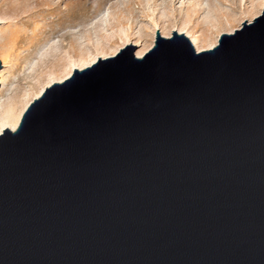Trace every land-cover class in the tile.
<instances>
[{
	"label": "water",
	"instance_id": "obj_1",
	"mask_svg": "<svg viewBox=\"0 0 264 264\" xmlns=\"http://www.w3.org/2000/svg\"><path fill=\"white\" fill-rule=\"evenodd\" d=\"M135 49L0 134V264H264V12Z\"/></svg>",
	"mask_w": 264,
	"mask_h": 264
},
{
	"label": "rangeland",
	"instance_id": "obj_2",
	"mask_svg": "<svg viewBox=\"0 0 264 264\" xmlns=\"http://www.w3.org/2000/svg\"><path fill=\"white\" fill-rule=\"evenodd\" d=\"M187 12L191 21L186 30L197 36L196 45L187 33H179ZM262 12L264 0H0V39L13 30L23 35L15 50L18 61L0 60V115L14 99L20 106L24 93L31 103L33 91L46 85L48 75L57 74L52 75L51 85L60 83L68 53L74 59L73 69H79L81 51H89L96 61L113 56L111 45L103 47L101 37L118 25H127L131 33L125 44L116 46L117 52L129 44L136 46L133 56L141 58L153 47L156 31L164 38L175 31L198 53L213 48L221 34L233 33Z\"/></svg>",
	"mask_w": 264,
	"mask_h": 264
},
{
	"label": "bare ground",
	"instance_id": "obj_3",
	"mask_svg": "<svg viewBox=\"0 0 264 264\" xmlns=\"http://www.w3.org/2000/svg\"><path fill=\"white\" fill-rule=\"evenodd\" d=\"M190 21H191V14L190 12H187V14L185 15L183 25L179 29V33H183V32L187 33V36L194 43V45H196L195 43L197 42V36L191 35V34L189 35L188 34L189 31L186 30V27L190 23ZM128 29L129 28L127 25L121 24V25H118V27H116L114 32H111L110 34H107V35H103L101 37L102 44H104L103 47L111 45V48L109 47L112 50L111 55H114L118 51L117 49L118 47L116 46H118L119 44H125V42L129 40V35L131 32ZM22 39H23V35L21 34L19 30L9 31L7 34L3 35V37L0 39V60L4 64L7 62L16 63L18 61L19 52H15V50L19 47V43L22 41ZM208 45L211 48L213 46L212 41ZM89 53L90 52L86 50L81 51L79 53L78 63H77L79 65V70L95 63L96 57ZM137 55L141 56L140 53H138ZM67 57H68L67 62H65V64H63L64 67L61 68L62 77H59L60 78L59 82H62L63 80L68 78L73 72V68H74L73 60L74 59L69 53L67 54ZM52 75L51 74L48 75L49 77L47 78L48 80L45 86H39V88L37 86L38 89L35 90V92L33 91V95H35V98L39 97L41 93L44 91V89L51 85L50 80L52 78ZM54 75L56 76L57 74L54 73ZM38 76L40 77L41 75H38ZM24 94L25 96L23 100L19 99L21 100L20 104H18L20 106H17L15 99H14L2 111L0 115V133H2L3 129L6 126H8L10 130H15V128L17 127L24 110L27 108V106L30 103V101H28V99L26 98L28 93H24Z\"/></svg>",
	"mask_w": 264,
	"mask_h": 264
}]
</instances>
